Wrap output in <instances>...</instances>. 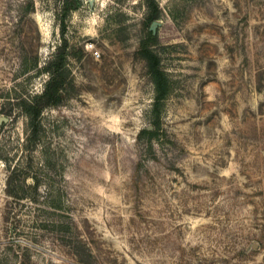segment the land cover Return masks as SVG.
Returning a JSON list of instances; mask_svg holds the SVG:
<instances>
[{"label": "rangeland", "instance_id": "obj_1", "mask_svg": "<svg viewBox=\"0 0 264 264\" xmlns=\"http://www.w3.org/2000/svg\"><path fill=\"white\" fill-rule=\"evenodd\" d=\"M60 3L0 0V264H264V0H158L154 30L143 0H82L74 85L28 147L17 100L48 78ZM143 44L172 82L156 136Z\"/></svg>", "mask_w": 264, "mask_h": 264}, {"label": "trees", "instance_id": "obj_2", "mask_svg": "<svg viewBox=\"0 0 264 264\" xmlns=\"http://www.w3.org/2000/svg\"><path fill=\"white\" fill-rule=\"evenodd\" d=\"M143 2L146 5L145 14L147 22H152L161 16L158 0H143ZM81 3L82 0H61L58 10L61 41L57 45V49L54 51L52 57L40 69V71L48 73V78L40 91L31 93L28 96L19 97L17 100L18 108L24 112L27 118L26 144L28 147L30 144L35 147L39 144L43 129L42 113L44 109L61 104L67 95L69 85H74L73 78L70 76V69L67 65L68 47L70 46V41L66 34L68 29L67 18L74 9L80 7ZM149 35L153 37V30H149ZM138 52L145 58L148 72L154 83V110L156 112L155 119L153 120L154 129L144 127L140 133L156 136L160 127V108L162 102L170 92L172 82L168 72L161 65L159 52L148 44H143ZM46 163L49 164L50 159H47ZM12 171V174L8 177L7 190L10 195H15L17 185L14 184V181H16L15 176L17 172L16 169H12ZM39 184L40 181L36 178L33 184L29 185L37 193ZM18 188L25 189L24 185L20 182L18 183Z\"/></svg>", "mask_w": 264, "mask_h": 264}, {"label": "water", "instance_id": "obj_3", "mask_svg": "<svg viewBox=\"0 0 264 264\" xmlns=\"http://www.w3.org/2000/svg\"><path fill=\"white\" fill-rule=\"evenodd\" d=\"M158 23H160L159 20H157V19L153 20V22H152V24H151V29L154 30L155 26H156ZM2 119H6V118L3 117ZM149 128H151V127H149Z\"/></svg>", "mask_w": 264, "mask_h": 264}]
</instances>
